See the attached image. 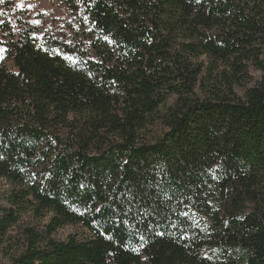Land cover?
Segmentation results:
<instances>
[{"label":"trees","instance_id":"obj_1","mask_svg":"<svg viewBox=\"0 0 264 264\" xmlns=\"http://www.w3.org/2000/svg\"><path fill=\"white\" fill-rule=\"evenodd\" d=\"M14 3L7 264H264V0H58V17ZM67 225L87 235L55 239Z\"/></svg>","mask_w":264,"mask_h":264},{"label":"rangeland","instance_id":"obj_2","mask_svg":"<svg viewBox=\"0 0 264 264\" xmlns=\"http://www.w3.org/2000/svg\"><path fill=\"white\" fill-rule=\"evenodd\" d=\"M58 0H15L14 6L18 8H24L28 9L33 14L38 13L39 15H44L45 17L49 16H56L57 13L60 14V12H54L56 9H59L60 6H58ZM64 16V14H61ZM62 22V20H61ZM60 20L56 21V24H59ZM1 56V52H0ZM2 61V59H0ZM261 73L257 70L250 69V76H251V83L249 85H252L254 82L259 80ZM236 92L238 95H242L243 90L241 88H237ZM174 103V98H171L167 101L165 106L161 108V110H165L168 106H171ZM160 127L156 126L153 128V132H159ZM9 189V185L6 181L0 180V205L5 206L6 203L4 202V194ZM48 214L44 215L42 218L35 219L31 215H26L22 218V226H34L38 229H41L43 225L48 220ZM21 225V224H20ZM20 228V227H19ZM19 230L17 229L13 231V237L14 240H17L19 237ZM68 235H77L78 237H85L87 235V231L83 230L79 226H71L67 225L61 228H58L56 232L54 233L53 237L57 240H64ZM8 247V246H7ZM6 246H0V264H7L8 263V250Z\"/></svg>","mask_w":264,"mask_h":264},{"label":"snow or ice","instance_id":"obj_3","mask_svg":"<svg viewBox=\"0 0 264 264\" xmlns=\"http://www.w3.org/2000/svg\"><path fill=\"white\" fill-rule=\"evenodd\" d=\"M0 2H3V0H0ZM4 50L3 49H0V52H3ZM3 57L0 56V59H2Z\"/></svg>","mask_w":264,"mask_h":264}]
</instances>
